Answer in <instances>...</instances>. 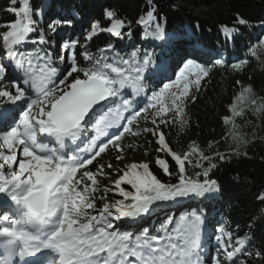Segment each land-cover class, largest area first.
<instances>
[{"label": "snow or ice", "instance_id": "1", "mask_svg": "<svg viewBox=\"0 0 264 264\" xmlns=\"http://www.w3.org/2000/svg\"><path fill=\"white\" fill-rule=\"evenodd\" d=\"M11 3L9 10L17 19L9 22L0 36V122L12 121L0 131V205L9 209L0 212V222L5 224L0 226V264H202V253L207 250L203 210L181 215L172 227L174 218L169 216L154 235L148 227L135 233L124 225L139 223L160 204L211 200L218 193V182L209 175L217 167L211 158L195 145H190V152L178 154L160 130V125L186 124V102L195 100L192 89L199 91L210 66L189 58L178 67L174 78L163 80L168 65L157 63L154 52L134 49L125 55L109 43L97 55L85 49L81 55L87 66L82 67L75 52L78 41L72 39L61 45V71L49 49L21 47L49 43L43 30L29 39L38 28L34 17L42 20L43 10H33L30 0ZM104 15L110 25L102 29L98 21L93 22L86 40L91 41L101 31L118 40L131 36L130 29L124 31V21L115 19L114 11L106 9ZM136 23L144 28L143 39H178L167 33L166 17L154 7ZM246 23L236 18V24ZM64 26L71 27L72 20L53 18L47 27L55 34ZM221 31L231 37L237 29L222 25ZM260 43L264 44V39ZM222 63L221 59L214 61L215 65ZM243 63L246 61L233 67L239 70ZM13 74L16 78L9 79ZM154 80L159 81L155 88ZM251 92L250 85L244 87L237 99L243 102L245 93ZM251 103L256 105V100ZM229 108L234 116L242 114L235 102ZM255 110L264 111V104ZM224 119L228 122L230 118ZM142 120L150 121L153 127H141ZM149 133L156 137L157 153H165L175 162L176 182H163L148 162L128 164L116 170L122 174L112 181L114 187L103 189L105 196L114 191L121 199L97 209L98 176L108 175L98 158L114 149L119 162L126 135ZM233 139L241 140L235 125ZM192 153L200 156L196 167H203L201 160L209 161L195 178L185 167L186 161L191 163ZM219 159L223 161L224 156ZM94 162L95 172L89 170ZM155 164L164 175H173L168 160L157 156ZM106 167L114 166L109 163ZM260 198L264 199V193ZM216 231L220 235L214 239L228 264H236L238 255H251L244 251L245 238H237L234 245L231 232L222 225ZM213 264L224 262L217 257ZM240 264L246 262L241 260Z\"/></svg>", "mask_w": 264, "mask_h": 264}, {"label": "trees", "instance_id": "2", "mask_svg": "<svg viewBox=\"0 0 264 264\" xmlns=\"http://www.w3.org/2000/svg\"><path fill=\"white\" fill-rule=\"evenodd\" d=\"M33 10L42 9L43 19L34 17L38 21L35 33L30 34L29 39L38 37L41 30L44 31L47 45H34L27 43L21 47L34 50L37 47L49 49L53 53L57 66L61 53V45L65 40L76 39L78 41L75 52L80 66H87L82 53L87 51L98 54V50L109 43L114 44L117 51L129 54L132 50L140 52H154L157 63L161 61L168 65L167 73L161 78L167 80L174 78L175 71L187 59H194L206 67L210 66L207 77L201 80L199 91L192 89L195 100L186 102V124L160 125L164 132L169 147L183 155L190 152V145H195L204 156L211 158V162L217 165L209 173L210 178L218 182V193L211 200L200 201L198 199L183 200L176 204H160L155 212L147 219L135 225H127V230L140 233L141 229L148 227L150 234H156V228L169 216L174 218L173 225L179 217L193 210H203L206 214V246L209 255L205 258L206 264H213L214 258H219L224 264V252L215 235L218 225H222L226 232L232 233V243L235 245L237 238H245L244 251L251 255H238L236 264L243 260L246 264H264V111L255 109L264 104V0H30ZM11 0H0V36L6 31V25L15 21L17 17L10 11ZM15 7L19 8L17 3ZM166 17V31L178 39L161 42L152 38L143 39L144 28L136 21L151 8ZM116 13L115 19L123 20L127 32L131 30V36L123 40L112 37L107 32H99L91 41L85 39L91 31L93 22H99L100 28H107L111 21L104 15L105 10ZM79 14L78 16L76 14ZM71 19V27H61L53 34L48 30V24L53 18ZM247 21L244 25L236 24V18ZM197 25L199 27L197 28ZM222 25L234 27L237 31L231 36H225L221 31ZM54 41V45H53ZM2 48V39H0ZM253 52L255 54H253ZM0 55H3L0 52ZM67 55V53H65ZM221 59V65H215L214 61ZM241 64L239 70L233 65ZM15 74L9 79H15ZM240 81V84H237ZM159 81L154 80L152 87H157ZM251 86L252 92L245 93L243 102L240 101L242 114L237 116L234 124L225 128L224 118L229 115V105L243 91L244 87ZM10 86V85H9ZM255 99L256 105L251 101ZM171 115V114H170ZM141 126L152 128L150 121H141ZM241 137L238 143L233 139V127ZM10 124H8V127ZM3 127L0 128V131ZM156 137L151 133L137 137L126 135L122 140L124 146L122 154L132 158L133 153L142 156L143 162L150 164L153 173L165 183L176 182V165L171 157L165 153H157ZM102 154L98 158L105 165L107 176H98L99 191L96 193L97 209L103 203H113L121 199L114 191L105 196V187L113 188L110 178L111 169L106 166L110 163L109 154ZM223 155L221 161L219 156ZM164 158L169 162L172 176L164 175L163 171L155 164L156 157ZM191 163L186 161L185 167L188 175L195 178V174L202 173L207 168L209 161L201 160L203 167H196L200 156L192 153L189 157ZM96 162L89 166V170L95 172ZM90 183V182H89ZM128 190L130 186L122 185ZM104 196L103 200L99 197ZM225 241L228 237H224ZM231 250V249H229ZM259 252L258 257L256 253Z\"/></svg>", "mask_w": 264, "mask_h": 264}, {"label": "rangeland", "instance_id": "3", "mask_svg": "<svg viewBox=\"0 0 264 264\" xmlns=\"http://www.w3.org/2000/svg\"><path fill=\"white\" fill-rule=\"evenodd\" d=\"M234 102L236 104V110L238 111L240 109V101L236 98V99L233 100V102L230 103V105H232ZM226 117H229L230 119H229L228 122H226L225 119H224L223 126L225 128L232 126L234 124V121H235V119H236L237 116H234L233 113H232V111H230V108H229V115L226 116ZM134 127H135V125H134ZM141 127H143V126H141ZM142 135H145V134H142ZM136 153L137 152L133 153L132 158H129L128 156H125V155H123L121 153V155H122L123 158L119 162L116 160V155H117L116 150L108 155L109 156L110 163L114 166L110 170L111 175H112L110 178L112 180L117 179L118 178V174H122V173H117V171H116L117 169H124L126 165L131 164V163H140V162H143L142 156H140V155H138ZM0 224L3 225L4 222H0ZM204 253L206 254L207 251H205Z\"/></svg>", "mask_w": 264, "mask_h": 264}]
</instances>
